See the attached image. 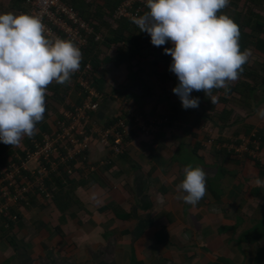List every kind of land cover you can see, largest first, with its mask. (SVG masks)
Wrapping results in <instances>:
<instances>
[{"label":"crops","instance_id":"obj_1","mask_svg":"<svg viewBox=\"0 0 264 264\" xmlns=\"http://www.w3.org/2000/svg\"><path fill=\"white\" fill-rule=\"evenodd\" d=\"M24 2L0 0V13L27 14ZM109 3L77 0L112 24L105 28L99 23L104 35L120 31L110 19ZM119 33L125 38L146 35L138 31L132 36L123 29ZM131 47L102 46L99 61L90 62V81L104 99L98 112L89 115L97 128L110 126L127 102L137 113L163 123L158 135L134 133L122 156L93 142L85 166L72 169L73 182L64 191L51 193V199L36 195L15 208L20 220L0 235V264H264V186L254 183L257 177L264 180V145L253 159L229 156L218 144L250 143L255 135L264 139V119L257 116L264 107V85L252 80L255 96L244 98L246 102L235 93L213 94L215 103L206 96L212 120L201 118L203 105L181 107L172 92L178 80L155 49L134 58ZM83 99L70 90L71 107ZM56 109L44 113L37 136L59 132V117L68 108L57 104ZM224 110L229 114L226 123L220 120ZM25 139L20 150L26 149ZM252 142L257 149L259 141ZM15 157H7V168ZM189 164L207 174L206 193L195 206L177 199L182 193L176 186ZM100 167L98 179L89 181L88 172Z\"/></svg>","mask_w":264,"mask_h":264},{"label":"clouds","instance_id":"obj_2","mask_svg":"<svg viewBox=\"0 0 264 264\" xmlns=\"http://www.w3.org/2000/svg\"><path fill=\"white\" fill-rule=\"evenodd\" d=\"M230 0H146L148 9L133 17L156 47L171 43L169 71L178 84L172 89L183 109H195L203 92L216 102L213 89H227L239 79L251 56L241 51L239 26L221 13ZM38 15L0 13V143L18 146L33 137L45 113V96L52 82L66 84L80 68L82 52L73 41L49 38ZM101 35V34H99ZM103 36V35H102ZM93 70V69H92ZM264 119V107L257 110ZM177 184V199L195 206L206 193L207 174L186 165ZM257 186L264 180L257 177Z\"/></svg>","mask_w":264,"mask_h":264},{"label":"built area","instance_id":"obj_3","mask_svg":"<svg viewBox=\"0 0 264 264\" xmlns=\"http://www.w3.org/2000/svg\"><path fill=\"white\" fill-rule=\"evenodd\" d=\"M26 6L29 15H38L42 19L46 28L45 34L49 38L59 37L73 41L80 48L82 58L93 37L96 42L103 39L102 35L96 34L89 22L63 0H27ZM147 11L146 0H126L114 13L113 19L133 22V17ZM92 71L90 64L85 67L80 65L79 70L72 74L77 76L86 95L83 105L68 110L65 113L66 122L59 123L57 134L45 135L41 142L34 140V150L25 149L24 155H17L16 161L5 169L0 177V235L1 228H11L6 218L12 219L13 222L18 221V216L12 212L19 205L29 202L30 194L37 188L42 190L48 199L53 197L51 192L46 190L45 180L50 178L51 173L57 172L60 165H65L70 175L73 174L74 167L83 168L85 157L93 142H98L102 148L114 155H122L132 132L140 137L150 138L160 131L162 122L150 120L137 113L127 102H124L122 114L117 116L112 125L97 128L89 113L98 112L104 97L90 81ZM246 144L238 149L240 153L249 152ZM32 164L36 165L34 170L31 168Z\"/></svg>","mask_w":264,"mask_h":264},{"label":"trees","instance_id":"obj_4","mask_svg":"<svg viewBox=\"0 0 264 264\" xmlns=\"http://www.w3.org/2000/svg\"><path fill=\"white\" fill-rule=\"evenodd\" d=\"M25 4L27 0H24ZM67 5L73 7L77 13L79 14L80 17H82L85 21L89 22L91 26L95 29L96 34H101L103 35V39L100 42L95 41V37H93L90 40V45L87 47L83 54V58L81 60V64L83 67H85L87 64H90L91 61H99V51L102 46H109L113 43L115 44H122V45H131L130 49H132V56L136 58V56H140L142 51L145 49L147 50L148 48H153L155 49L154 51L160 56L161 59L165 61V64L168 68H170V65L172 63V57L170 55L164 54V49L165 48H171L172 45L171 43H166L163 46L156 47L151 44V38L150 36L146 33V35L141 38L138 35L133 36L135 33L140 31L138 26L133 23V22H128V21H116L113 19L114 13L118 10V8L126 1V0H110L111 6H109V10L111 12L110 19L113 21L114 24H117L119 27V30L121 29L131 31V35L133 36L132 38H125L124 34H120V31L113 32L110 30L108 31L105 35L101 33V28L102 24H99L100 22L105 25V28H110L112 27L109 24H106L105 22L99 20L100 18L93 16L94 14L91 13L90 10H85L83 9L80 5H77V0H63ZM25 10L27 11V14H29V9L25 5ZM218 14H226L230 18L234 20V22L239 26L240 29V48L241 51L244 49H249L251 51V56L249 57L248 62L243 66V72L241 73L239 79L236 82H231L228 86V88L225 89H213L214 95H217L219 93H235L239 96H241V99L239 101H243L244 98L246 100L248 99H254V94L256 92V87L254 83H252V80L254 79H259L263 85H264V0H230L228 6L222 10L221 13ZM99 24V25H98ZM133 30V32H132ZM145 33V32H144ZM172 75H174L172 72H170ZM91 75L94 76V72L92 71ZM251 82H249V81ZM70 90L74 92H80L82 96H84V99L82 102L78 105L81 107L83 103L85 102L86 95L84 94L83 88L81 84L79 83V80L77 76L72 75L70 78V81L67 82L66 84H57L56 82H52L48 88H47V94L45 96V113L57 110L56 105H63L68 108V110L72 109L70 106V102H68V97H69V92ZM264 91V90H263ZM203 92H197L194 91L191 94V97H197L199 98V105H203L202 107L204 108V115L199 116L201 118L205 119H211L208 115V110L206 107L210 106V101L206 97ZM228 99H222L221 102L223 104L227 103ZM220 104V103H219ZM218 104V105H219ZM217 106V105H216ZM218 107V106H217ZM177 108L176 106H173L172 110ZM218 108L212 107V111L217 110ZM176 110V109H175ZM139 113V112H138ZM144 115L143 113H140ZM198 115V114H197ZM167 117V116H166ZM169 118V117H168ZM229 118L228 112L226 110L223 111L222 116H221V122L226 123V120ZM60 122H66L65 114H62L59 117ZM42 122V121H41ZM41 122H39L36 125V128L39 129L41 128ZM171 122V119H170ZM48 127L43 123L42 126V132H46ZM135 132H132L131 135L133 136ZM137 134V133H136ZM158 133L153 134V136H157ZM42 136H37L35 134L33 137L29 138L26 137L25 139V144L26 149H32L34 150L35 144H33L34 140H38L41 142ZM132 139V138H130ZM252 140L259 141L258 143V148L256 149ZM222 142V143H221ZM218 144H220V148H222V152L229 156H248L250 158L255 159L256 153L261 149L264 145V139L259 137L258 135L251 136L250 139V144H246V142L242 141H237V140H229V141H219ZM246 144V146L249 148V152H253L250 154L249 152H244L240 153L238 149L243 147V145ZM225 145V146H224ZM21 148L18 146H9L5 145L3 143H0V177L3 175V172L7 168L8 161L7 157L14 158L17 155H24L25 151L20 150ZM126 152V150H125ZM125 152L122 154L124 155ZM5 154L7 155L5 157ZM114 154V153H111ZM122 155H115V156H122ZM16 158V157H15ZM109 164V163H108ZM105 165L104 167L108 169L109 165ZM102 167H100L98 170L94 171H89L87 174V179L90 180H97L99 177V171L101 170ZM73 182L72 175L68 173L67 168L65 165H60L59 169L57 172L51 173V176L49 179L45 180V186L46 190L48 192L53 193L54 195L58 194V191H64L66 187L71 185ZM36 195H41L42 197L46 198V194L37 188L35 191H33L30 194V199L33 200L34 196ZM15 215H19L15 210L12 212ZM7 221L10 222L11 227L15 226V224L19 223L20 216H18V221L13 222L12 219L6 218ZM3 227V226H1ZM4 229L1 228V232H3Z\"/></svg>","mask_w":264,"mask_h":264},{"label":"rangeland","instance_id":"obj_5","mask_svg":"<svg viewBox=\"0 0 264 264\" xmlns=\"http://www.w3.org/2000/svg\"><path fill=\"white\" fill-rule=\"evenodd\" d=\"M148 51L150 50V49H147ZM149 54H150V51H149ZM256 158L258 157V156H255Z\"/></svg>","mask_w":264,"mask_h":264}]
</instances>
